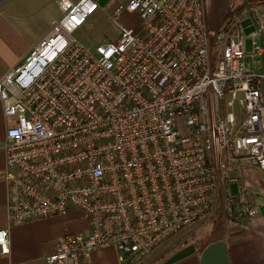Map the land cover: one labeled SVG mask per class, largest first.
<instances>
[{"label":"built area","instance_id":"1","mask_svg":"<svg viewBox=\"0 0 264 264\" xmlns=\"http://www.w3.org/2000/svg\"><path fill=\"white\" fill-rule=\"evenodd\" d=\"M59 5L50 34L0 80L13 118L0 173L9 223L72 210L89 221L46 264H80L110 245L129 264L197 221L258 215L244 170H264L259 6L247 4L258 25L248 49L227 21L211 34L205 0H127L112 13L120 37L92 53L74 33L98 2ZM124 10L139 24L122 22ZM9 245L0 230V251Z\"/></svg>","mask_w":264,"mask_h":264},{"label":"crops","instance_id":"2","mask_svg":"<svg viewBox=\"0 0 264 264\" xmlns=\"http://www.w3.org/2000/svg\"><path fill=\"white\" fill-rule=\"evenodd\" d=\"M47 1L0 0V80L52 31L60 12L61 0H55V11L49 9L44 12L42 9H45ZM213 1L215 6L209 9L219 23L218 17L224 13V9H221L220 0ZM249 2L243 0L242 6L246 8ZM258 6L260 12H264V4ZM33 13H39L42 18L46 16L48 23L37 27L39 17L37 19V14ZM31 14L33 23L29 24L27 18ZM248 14L240 17L241 21L249 19ZM248 25H251L250 20L243 26ZM11 119L5 115L0 98V173L6 165L3 144L9 126L13 124ZM244 171L246 182L258 203V215L250 220L209 219L213 223L212 229L204 227L199 234L202 225L210 221L203 224L197 221L179 231L172 240L150 255L140 256L131 264H264V177L257 184L259 175L248 168ZM236 185H227L229 195L238 194L240 188ZM0 230L8 231L10 237L9 252L0 251V264H46V256L55 251L59 241L67 234L89 231V221L78 210H72L66 216L55 215L11 225L8 220L7 185L0 179ZM80 264L123 263L117 249L110 245L94 250L89 257H81Z\"/></svg>","mask_w":264,"mask_h":264},{"label":"rangeland","instance_id":"3","mask_svg":"<svg viewBox=\"0 0 264 264\" xmlns=\"http://www.w3.org/2000/svg\"><path fill=\"white\" fill-rule=\"evenodd\" d=\"M95 1H97L99 4L98 10L94 14H92L88 18L87 22L74 33V36L78 40L83 42L84 45L92 53H96L97 47L99 45L105 44L107 42L116 41L120 37L121 30L119 26L113 21L112 13L115 10V8H117L120 5H124L127 0H95ZM212 1L213 0L206 1V12H207L208 24L211 30V34L214 35L216 30L228 18L229 23L227 24V26L235 30H239L242 36L246 38L247 48L251 49L252 48V35H253V32L257 30L258 25L254 23V24L244 27L243 25H241V19H240V17L243 18L245 14H248L249 12L248 6L246 8L242 6L244 4L243 0H223V2L222 0H220L219 4L221 5V9H224V13L221 16L218 15L220 16L218 17L220 19V22L218 23L217 19L212 14V11L209 9L210 6L212 5L213 7L215 6L214 1L213 3ZM45 4H46L44 7L45 9L41 8L42 11L46 12V10L48 11L49 9H52V11H55V6H56L55 0H48ZM33 14H37L36 15L37 19L39 17L38 19L39 22H38L37 27L41 26L42 24L44 25L48 23L46 16L42 18L39 13H33ZM33 14L29 15V17L27 18V21L29 24L33 23L32 20H30ZM120 19L122 20V22H125L131 26H136L140 22V17L137 13L136 14L130 13L127 10L123 11ZM262 42L264 43V40ZM249 169H251V171H254L259 175V179L256 180L257 181L256 183L259 184L262 181L261 178L264 177V170H260L258 167H255V166L250 167ZM233 175H234V172H233ZM209 219L215 220L216 217H210L208 219L205 218L201 222V224L208 221ZM204 224L205 225H202L203 227H201V230L198 231L197 234H199V232H202L204 227L210 230L213 227L212 221L206 222Z\"/></svg>","mask_w":264,"mask_h":264},{"label":"trees","instance_id":"4","mask_svg":"<svg viewBox=\"0 0 264 264\" xmlns=\"http://www.w3.org/2000/svg\"><path fill=\"white\" fill-rule=\"evenodd\" d=\"M249 3H253V4H257V5H262V4H264V1L263 0H250ZM226 21L229 22L228 18L226 19ZM129 264H131V262Z\"/></svg>","mask_w":264,"mask_h":264},{"label":"water","instance_id":"5","mask_svg":"<svg viewBox=\"0 0 264 264\" xmlns=\"http://www.w3.org/2000/svg\"><path fill=\"white\" fill-rule=\"evenodd\" d=\"M250 19H246V20H242L241 24L244 25V23H246L247 21H249Z\"/></svg>","mask_w":264,"mask_h":264},{"label":"bare ground","instance_id":"6","mask_svg":"<svg viewBox=\"0 0 264 264\" xmlns=\"http://www.w3.org/2000/svg\"><path fill=\"white\" fill-rule=\"evenodd\" d=\"M45 53H47V50L45 51Z\"/></svg>","mask_w":264,"mask_h":264}]
</instances>
